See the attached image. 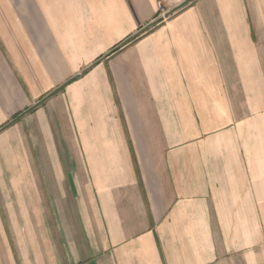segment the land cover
Instances as JSON below:
<instances>
[{
  "label": "crops",
  "instance_id": "1",
  "mask_svg": "<svg viewBox=\"0 0 264 264\" xmlns=\"http://www.w3.org/2000/svg\"><path fill=\"white\" fill-rule=\"evenodd\" d=\"M0 264H264V0H0Z\"/></svg>",
  "mask_w": 264,
  "mask_h": 264
},
{
  "label": "rangeland",
  "instance_id": "2",
  "mask_svg": "<svg viewBox=\"0 0 264 264\" xmlns=\"http://www.w3.org/2000/svg\"><path fill=\"white\" fill-rule=\"evenodd\" d=\"M170 14L172 15V14H173V12H172V13H170ZM2 206H3V205H2ZM54 208H55V211H56V210H57V209H56V206H51V205H50V211H52ZM11 242H12V241H11Z\"/></svg>",
  "mask_w": 264,
  "mask_h": 264
},
{
  "label": "built area",
  "instance_id": "3",
  "mask_svg": "<svg viewBox=\"0 0 264 264\" xmlns=\"http://www.w3.org/2000/svg\"><path fill=\"white\" fill-rule=\"evenodd\" d=\"M159 6L162 8L163 7V3L162 1H159Z\"/></svg>",
  "mask_w": 264,
  "mask_h": 264
},
{
  "label": "trees",
  "instance_id": "4",
  "mask_svg": "<svg viewBox=\"0 0 264 264\" xmlns=\"http://www.w3.org/2000/svg\"><path fill=\"white\" fill-rule=\"evenodd\" d=\"M118 49H119V47L115 48L114 51H116V50H118Z\"/></svg>",
  "mask_w": 264,
  "mask_h": 264
}]
</instances>
